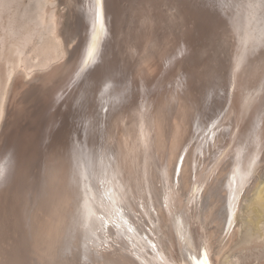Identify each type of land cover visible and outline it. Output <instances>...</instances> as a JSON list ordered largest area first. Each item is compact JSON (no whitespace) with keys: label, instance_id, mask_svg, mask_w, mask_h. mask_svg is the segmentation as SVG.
<instances>
[{"label":"bare ground","instance_id":"bare-ground-1","mask_svg":"<svg viewBox=\"0 0 264 264\" xmlns=\"http://www.w3.org/2000/svg\"><path fill=\"white\" fill-rule=\"evenodd\" d=\"M201 3L205 7L198 9L189 0H107L108 31L98 61L78 76L80 60L90 40V0H0V169L6 177L0 181V232L21 214L34 194H40L59 175L60 161L66 167L85 148L98 147L104 134L110 138V134L123 131L120 128L126 120L157 93L160 81L171 72L173 76L175 73L202 76L207 82L223 85L228 101L240 113L233 136L235 152L218 171L219 175L224 174L221 194L214 203L220 219L208 229L209 214L204 215L197 203L189 205V196L199 181V165L194 167L185 159L177 180L167 181L154 166L148 178L142 159L136 156L123 159L120 156L123 153H117L121 158L115 154L118 160L107 165V171L101 168L106 172L102 171L107 184L105 195L100 200V193L95 192L90 198L89 233L96 235L101 224L105 230L100 229L98 235L102 237L105 232V236L103 245L91 237L89 256L105 258L104 264H204L206 254L207 264H213V257H219L217 264H237L244 257L243 250L264 241V179L258 182V163L253 168L264 118V0H201ZM190 4L193 8H188ZM61 59V67L44 76L34 75V71L47 72ZM25 77H34L41 83L29 84V78ZM174 78L171 79L175 81ZM182 88L184 84L178 83L174 93ZM36 91L40 94L35 96ZM20 94L26 96L23 101L31 95L35 98L13 110L17 103L11 106L12 99ZM152 133L154 136L155 132ZM149 136L142 137L144 146ZM60 142L68 145L64 156L58 155L55 148ZM176 166L177 159L172 154L170 172ZM54 205L53 209L60 206ZM76 206L79 208L77 203ZM137 212L140 215L145 212L151 226L145 221L146 228L139 222L131 227L139 220L134 214ZM204 216L207 222H202ZM110 226L117 230L111 231ZM108 229L116 236L112 237L114 242L106 238ZM261 254L264 250L256 258Z\"/></svg>","mask_w":264,"mask_h":264},{"label":"rangeland","instance_id":"rangeland-1","mask_svg":"<svg viewBox=\"0 0 264 264\" xmlns=\"http://www.w3.org/2000/svg\"><path fill=\"white\" fill-rule=\"evenodd\" d=\"M62 64H63V60L61 59V60H59V62L58 61L55 62L56 66L54 65L53 68L47 70V72H45V71H34V75H38V76L47 75L48 72L55 69L56 67H59V66L61 67ZM170 74H172V73L170 72ZM170 74H168L166 76V77H169L168 79H166V77H164L162 79L164 83L165 82H167V83L164 84L161 80L159 83V86H158L159 90L157 91V93H155L153 96H150L146 100V102H144V104H142V106L126 120L127 123L125 122V124H123V126L120 128V130L122 129L123 131H119V132L110 134V138H109V134H104L101 138L102 142L100 141L99 145H97L98 147L100 146V144L102 145L99 147V149H97L98 147H95L96 145L93 147H89L88 149L85 148V150H83V152L81 154L76 156L75 159L71 163H69L66 167L65 166L63 167V165H64L63 161H60L61 163L59 162V166H60L59 168H60L62 173L60 172L61 174L59 173V175H57L53 179V181L48 182L47 185L44 187V189H42L39 192L40 194H38V193L34 194L32 200L30 202L28 201L26 206L22 209L21 214L19 216H17L16 218H12L11 222L7 226V228L6 229L4 228L0 232V264H40V263L41 264H104V261L106 260L105 258L100 257L99 259H95V258L89 256V254H90V245L92 244L90 239L92 236L97 238V241H99V244H102V245L104 244L103 243V237L105 236V232L102 234V237H100L98 235V232L100 229L105 230V228L101 224H99V225L97 224L98 225L97 228H96V225H94L93 227L96 228V235H93V233L90 234L89 231L92 228H91L89 223H88L89 225H87V222H88L87 220L89 219L88 218L89 213L87 214V212H88V209L91 208V199L90 198H92L93 194L95 192L100 193L99 198L101 200V198L105 195L104 192L106 193L107 184H106V181L104 178V174L106 172L103 170L107 171V169L109 167L107 165H111V163L117 161L121 157L124 159V158H129V157L131 158V157L136 156L135 158L142 159L143 163L145 164L144 167H145L146 175L148 176V178L150 176V172H152L153 168L155 167V169H157L159 171L161 170L160 172L162 173L163 178L167 181L171 180L172 178L173 179L175 178L177 180V175L180 173L181 165L185 159L187 161H189L194 167H195V165H199V169H200L199 177H198L199 181L195 187V190L192 192V195L189 196V205L197 203L198 207H199L198 209L200 211H202L204 213V215L209 214L208 221L211 220V224L208 225V229H211V227L213 225H215V223L220 219V214L217 211V209L215 208L214 203L217 201V197H219L221 194L220 190L222 189V182H223V177H224V174L219 175L218 171L220 170L221 166L224 165L225 162H227L228 160H230L232 158V156L235 152V145H234L233 136H234L236 127L239 123V120L241 119V116H240L238 109L231 102L228 101L227 90L225 89V87L223 85L217 86L214 83L207 82L205 77H202V76L194 75L193 77H190L189 75L188 76H182V75H179L176 73H175V76H173L174 75V73H173L170 77L169 76ZM28 78L29 77H25V80ZM171 78L172 79L174 78L175 81H173ZM29 79L27 80L28 82L30 81L29 84L32 83V85L33 84L37 85V84L41 83L40 81H38L34 77L33 78L31 77ZM165 80H167V81H165ZM171 81H173V82H171ZM178 83H183L184 88H182V90L179 93L175 94L174 93L175 90L173 88H174V86L178 85ZM34 94L36 96V95H39L40 93L39 92L37 93V91H36ZM176 95H178V96H176ZM179 95H181V96H179ZM35 96L31 95L30 97L26 98L24 101H23V98L26 97L24 94H20L19 96H16L15 98L12 99V102H11V106H13L14 103H17V106L14 107L13 110H17L21 106L22 103L24 105V103H26L27 99H28V103H29V101L31 103V101L35 98ZM175 96H176V98H174ZM167 97H169V98H167ZM162 98H165V99L162 100ZM172 98H174V99H172ZM164 102H165V104H164ZM11 106L8 107V110L11 108ZM142 107H143V109H142ZM229 108H230V110H229ZM233 109H234V111H233ZM156 112L158 113V117H157ZM160 112H161V114H160ZM175 112L176 113L178 112V114H176L174 116L175 117L174 118L173 115ZM180 112H181V114H179ZM154 115L159 121L157 119H155ZM170 115H171V117H170ZM179 115H181V116H179ZM177 116H179V117H177ZM160 117L162 118V120ZM165 117H166V120H165ZM232 119H234L235 121ZM147 120H148V122H147ZM154 121H156V122H154ZM172 121H174V122H172ZM156 123L157 124L160 123V124L156 126ZM263 123H264V118H263V122L261 124L262 129L260 127V138L261 139H259V141H258V145L260 147L257 146V149H259V150L256 149V153H255L256 159H254L255 162H253V164L255 163L254 165H256V163H258V165L260 166V168H258L260 170L257 173L258 177L256 176L258 179V182L261 181L262 179H264V168H263L264 167V148H263L264 144H262V143H264V136H263L264 125H263ZM135 124H137V125H135ZM139 124H140V126H138ZM151 124H153V125H151ZM84 125H85V123H84ZM154 125H155V127H154ZM151 126L153 127V129ZM172 126L174 128H172ZM141 127L143 129H141ZM222 127H223V129H222ZM145 128H147V129H145ZM155 128L158 129L159 131L155 130ZM171 128L173 129V131ZM133 129H136L137 131L136 130L133 131ZM169 129L171 130V132ZM82 130H83L82 132H84V130H86V128H83ZM142 130H144V131H142ZM146 130H147V133H146ZM217 131L219 132V134ZM137 132H140L141 137L139 136L140 135L139 133L137 135ZM152 132H155L154 133L155 137L152 135L153 134ZM156 132L158 135L156 134ZM128 133H129V135H128ZM134 133H136V134H134ZM173 133L175 134V136L173 135ZM214 133H215V135H214ZM147 134L150 136L148 137V140L147 139L145 140V142L150 141L149 143H151L150 145L152 146V149H150L151 146L148 145L149 144L148 142H146L147 146H144L145 145L144 141H142V139L144 140V138H142V137H147L148 136ZM177 134H178V136H177ZM170 135H172V136H170ZM217 136L218 137L220 136L219 140H218ZM112 137H113V139L110 140ZM210 137L211 138L214 137V138L210 139ZM223 138H224V140H223ZM128 139H131V141ZM136 139H138V140L136 141ZM169 139H170V141H169ZM171 140H172V142H171ZM208 140H209V142H208ZM220 140H221V142H220ZM261 141H262V143H261ZM216 142H218V143H216ZM104 143H106V145ZM113 143H114V145L112 146L111 144H113ZM128 144H129V146H128ZM168 145L170 146L169 148H168ZM214 145H215V147H214ZM109 146H111V147H109ZM125 146L127 148L129 147L128 152H127V150H126L127 148ZM228 146H230V147H228ZM261 146H262V149H260ZM148 147H150L149 150H148ZM55 148L58 151V155H62V156H64V154H66L68 151V145L65 142H60L59 144L56 145ZM153 148H154V150H153ZM162 148L164 150H162ZM106 149H109V150H106ZM144 149H145V151H143ZM95 150H96V152H95ZM101 150H103V152ZM124 150H126V151H124ZM134 150H135V154H134ZM155 150H156V153L154 152ZM211 150L214 153H212ZM188 151H189V153H188ZM121 152L123 154H121ZM202 152L205 154H203ZM117 153H119V155L121 154L120 155L121 157ZM169 153H170V157H169ZM208 153H209V155H208ZM115 154L118 155V156L116 155L118 157V159L115 156ZM132 154H134V155L132 156ZM150 154H152V155H150ZM172 154H174V156H176V159H177V166H176L177 169L176 170L174 169L173 173L170 172V170H169V162H170V159L172 157ZM206 154H207V156H206ZM113 155L115 156V158ZM200 155H202V156H200ZM256 155H258V156H256ZM162 156L164 159L162 158ZM199 156H200V158H199ZM217 156L220 158H218ZM189 157H190V159H189ZM201 157H203V160ZM101 158H103V160ZM157 158H158V160H157ZM152 159H154V160H152ZM214 159H215V161H214ZM148 160L150 161V163ZM98 161H100V162H98ZM101 161L103 162V164ZM195 161H197V163ZM260 161H261V163H260ZM97 162H98V165H96ZM107 162L108 163L110 162V163L107 164ZM99 163L101 164V166ZM153 163H155L156 166L153 165ZM166 163H168V164H166ZM254 165H253V168L258 167V165H256V166H254ZM104 167H105V169H104ZM101 168L103 170H101ZM68 169H70L72 171V173L70 170L68 171ZM96 169H97V171H96ZM100 170H101V172L103 171L105 173L99 172ZM165 170H166L167 174L165 173ZM67 171L69 174L67 173ZM97 172L99 175H97ZM65 174H67V178H66ZM61 176H63L62 179H61ZM71 176H73V177H71ZM101 176H103V177H101ZM68 177L71 179L69 180ZM200 177H202V178H200ZM64 178H66V180ZM168 178H170V179H168ZM58 179H60L61 181L63 179L64 180L61 182ZM93 180H95V181L93 182ZM88 182H90V183H88ZM97 183H98V185H96ZM208 183L210 186L207 185ZM93 184L95 185V187ZM66 185H69V186H66ZM245 185H246V182L243 185V188ZM62 186L66 190L62 189ZM243 188H242V190H243ZM83 189L86 191H84ZM204 189H206V190H204ZM75 191H77L78 194ZM63 192L64 193L66 192L65 194H67V197ZM72 194H73V196H72ZM240 194L241 193L239 192L238 197ZM38 195H40V196H38ZM62 195H63V197H62ZM79 196H80V198H79ZM88 196H89V198H88ZM214 196H216V197H214ZM76 197H77V199H74ZM38 198H40V199L38 200ZM70 198L72 200H70ZM60 199H62V200H60ZM65 199L66 200L68 199L67 202ZM81 201H83L82 204H81ZM85 202H86V205H85ZM72 203H73V205H72ZM76 203H77V205H79V208H78V206H76ZM54 204L56 206H59V205L60 206L53 209ZM115 204H116V201H115ZM82 205H83V208H84V206H85V208L84 209L81 208L82 209L81 210L80 206L82 207ZM88 206H90V207L88 208ZM208 207L211 208L210 211H209ZM70 208H71V210H70ZM76 208H78V209H76ZM74 209H76L75 212H74ZM72 214H74V215L72 216ZM79 214H80V216H78ZM134 214L136 217L139 218V220L137 222L132 223L131 227L137 226V223L139 222L144 228H146L147 225L144 224L145 221H147L148 225L151 226L149 224V220H148V217H147L145 212H142V214H141L142 216L140 215V212H137ZM90 215H92V213ZM39 217H40V219H39ZM43 218H45V220H43ZM67 218H68V220H67ZM79 218H82V219H79ZM94 218H96V217H92V219H94ZM205 218H206V216L203 217L202 222H204V220L206 221L207 218L206 219ZM52 219H54V220L52 221ZM78 219H79V221H78ZM64 220H66V221L64 222ZM105 221L107 224L108 221L107 220H105ZM51 223H52V225H51ZM55 223L58 225L60 224V225L57 226ZM39 225H40V227H39ZM110 227H111L110 228L111 231L117 230V228H115L113 226H110ZM53 228H55V229H53ZM41 229H43V230L41 231ZM110 230L107 231L108 233H106V238L109 241L114 242L113 238L114 237L116 238V236H114V235L112 236ZM53 232H55V233L53 234ZM109 232L111 235L109 234ZM45 233L47 234V236ZM49 233H51V235H49ZM147 234H150V231H147ZM143 235H145V233H143ZM49 236H53V237L49 238ZM109 237H110V239H109ZM92 239H94V238H92ZM224 241H226V239H224ZM38 243H40V244H38ZM115 245L118 246V244H115ZM50 247H51V251L53 253L51 251H49ZM251 247H253V248H251ZM47 249H48V251H47ZM249 249H250V251H249ZM96 250L98 251V253L100 252L99 249L96 248ZM263 250H264V241L258 245H255V244L250 245L249 247H247V249L243 250L242 254L244 255V257H241L239 260L240 263H237V264H264V254H261V256H258V258H256L257 255H259V253ZM39 251H40V253H39ZM44 251H45V253H43ZM46 251L49 252V254H47ZM121 251L125 252V250H123V249ZM43 254H44V256H42ZM242 254L239 253V255H242ZM48 255H51V256L48 258ZM44 257H46V258H44ZM218 259H219V257H213L212 258L213 264H217L216 262L218 261Z\"/></svg>","mask_w":264,"mask_h":264},{"label":"snow or ice","instance_id":"snow-or-ice-1","mask_svg":"<svg viewBox=\"0 0 264 264\" xmlns=\"http://www.w3.org/2000/svg\"><path fill=\"white\" fill-rule=\"evenodd\" d=\"M88 12L90 14V40L80 60L79 71L77 73L78 76L97 63L101 44L108 31L107 0H90ZM5 178L4 170L0 169V181L5 180ZM204 264H207L206 254L204 257Z\"/></svg>","mask_w":264,"mask_h":264},{"label":"water","instance_id":"water-1","mask_svg":"<svg viewBox=\"0 0 264 264\" xmlns=\"http://www.w3.org/2000/svg\"><path fill=\"white\" fill-rule=\"evenodd\" d=\"M189 1H192V2H194L195 4H196V6H197V8L198 9H201V8H203V7H205L204 5H202L203 3H201V0H189ZM210 2H213L214 0H209ZM193 8L192 6H191V4L190 5H188V8ZM233 41V40H232ZM232 44H233V42H232Z\"/></svg>","mask_w":264,"mask_h":264}]
</instances>
